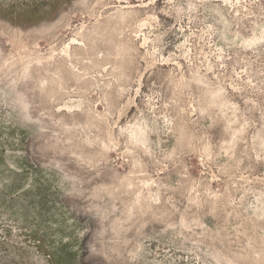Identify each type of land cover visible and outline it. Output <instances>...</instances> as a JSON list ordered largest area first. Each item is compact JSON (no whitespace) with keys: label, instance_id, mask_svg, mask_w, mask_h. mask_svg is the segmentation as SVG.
<instances>
[{"label":"rangeland","instance_id":"obj_1","mask_svg":"<svg viewBox=\"0 0 264 264\" xmlns=\"http://www.w3.org/2000/svg\"><path fill=\"white\" fill-rule=\"evenodd\" d=\"M0 264H264V0H0Z\"/></svg>","mask_w":264,"mask_h":264}]
</instances>
